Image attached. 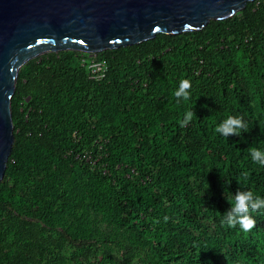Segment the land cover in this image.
Wrapping results in <instances>:
<instances>
[{"label":"trees","instance_id":"obj_1","mask_svg":"<svg viewBox=\"0 0 264 264\" xmlns=\"http://www.w3.org/2000/svg\"><path fill=\"white\" fill-rule=\"evenodd\" d=\"M264 0L195 32L18 71L0 181V264H264V214L221 223L225 195L264 198ZM182 79L191 98L177 103ZM189 110L195 117L185 127ZM244 117L228 138L216 127Z\"/></svg>","mask_w":264,"mask_h":264},{"label":"water","instance_id":"obj_2","mask_svg":"<svg viewBox=\"0 0 264 264\" xmlns=\"http://www.w3.org/2000/svg\"><path fill=\"white\" fill-rule=\"evenodd\" d=\"M253 0H0V181L20 68L44 54L97 55L231 18Z\"/></svg>","mask_w":264,"mask_h":264},{"label":"clouds","instance_id":"obj_3","mask_svg":"<svg viewBox=\"0 0 264 264\" xmlns=\"http://www.w3.org/2000/svg\"><path fill=\"white\" fill-rule=\"evenodd\" d=\"M192 84L189 79H182L179 82L178 89L174 92L177 103L183 99L187 101L191 98ZM195 112L189 110L185 113L181 121V127H185L195 117ZM216 132L228 138L229 136H240L242 132H248L250 128L243 116H229L223 120L217 127ZM252 161L264 166V151L255 147L249 149ZM230 208L222 214L221 223L229 228H239L243 232H250L256 226V220L252 213L264 214V198L254 194L252 191H242L240 188L235 195L231 192L224 194Z\"/></svg>","mask_w":264,"mask_h":264},{"label":"built area","instance_id":"obj_4","mask_svg":"<svg viewBox=\"0 0 264 264\" xmlns=\"http://www.w3.org/2000/svg\"><path fill=\"white\" fill-rule=\"evenodd\" d=\"M80 64L85 69L89 79L101 81L104 78L106 65L101 60H98L94 55L83 54L80 57Z\"/></svg>","mask_w":264,"mask_h":264}]
</instances>
